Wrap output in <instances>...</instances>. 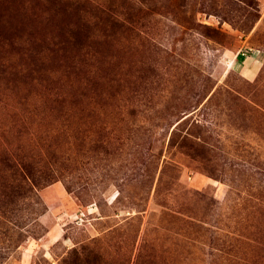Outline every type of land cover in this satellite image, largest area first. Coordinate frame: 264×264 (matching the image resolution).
<instances>
[{
    "label": "rangeland",
    "instance_id": "374dc122",
    "mask_svg": "<svg viewBox=\"0 0 264 264\" xmlns=\"http://www.w3.org/2000/svg\"><path fill=\"white\" fill-rule=\"evenodd\" d=\"M0 264H264V0H0Z\"/></svg>",
    "mask_w": 264,
    "mask_h": 264
}]
</instances>
